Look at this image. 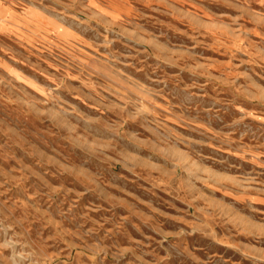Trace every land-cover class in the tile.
<instances>
[{"label":"rangeland","instance_id":"1","mask_svg":"<svg viewBox=\"0 0 264 264\" xmlns=\"http://www.w3.org/2000/svg\"><path fill=\"white\" fill-rule=\"evenodd\" d=\"M0 264H264V0H0Z\"/></svg>","mask_w":264,"mask_h":264}]
</instances>
